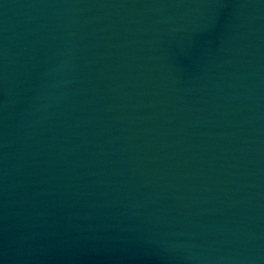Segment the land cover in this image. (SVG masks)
Masks as SVG:
<instances>
[{
  "label": "water",
  "instance_id": "1",
  "mask_svg": "<svg viewBox=\"0 0 264 264\" xmlns=\"http://www.w3.org/2000/svg\"><path fill=\"white\" fill-rule=\"evenodd\" d=\"M0 264H264V0H0Z\"/></svg>",
  "mask_w": 264,
  "mask_h": 264
}]
</instances>
